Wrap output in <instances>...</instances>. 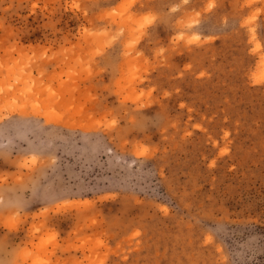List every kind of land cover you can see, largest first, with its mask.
<instances>
[{
  "label": "rangeland",
  "instance_id": "1",
  "mask_svg": "<svg viewBox=\"0 0 264 264\" xmlns=\"http://www.w3.org/2000/svg\"><path fill=\"white\" fill-rule=\"evenodd\" d=\"M0 264H264V0H0Z\"/></svg>",
  "mask_w": 264,
  "mask_h": 264
}]
</instances>
